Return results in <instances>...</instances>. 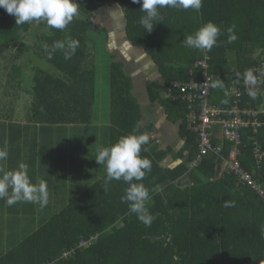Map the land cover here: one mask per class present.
Wrapping results in <instances>:
<instances>
[{
    "label": "trees",
    "instance_id": "1",
    "mask_svg": "<svg viewBox=\"0 0 264 264\" xmlns=\"http://www.w3.org/2000/svg\"><path fill=\"white\" fill-rule=\"evenodd\" d=\"M76 3L79 15L63 31L49 29L44 22L17 25L15 16L0 7V50L10 49L13 57L22 59L21 66H12L9 84L17 80L18 85L22 84L25 72L32 69V55L40 54L60 72L56 76L33 68V87L26 91L31 105L24 114L25 124L0 119V128L4 129L0 141L17 146L24 139L34 153L53 142H65L68 127L86 128L93 124L97 69L94 59L89 57V42L96 12L116 7L127 19L125 31L129 42L145 49L165 80L164 84L148 82L151 102L161 103L168 119L180 125L185 143L178 152L158 151L151 142L144 145L147 151L141 155L148 157L152 165L142 181L151 190L149 211L156 215L151 227H146L136 214L130 213L127 204L121 203L128 186L123 181H112L110 189L103 190L104 173L60 212L0 256V264H264V203L259 194L241 184L236 174L222 168L232 143L213 136L214 145H222V150L217 155L209 153L197 168L190 169V162L199 152L198 134L189 127L188 103L178 99L177 92L167 96L173 82L189 81L191 69L199 79L202 69L194 65L206 57L213 81L220 79L224 83L223 89H212V105L230 110L236 99L228 90L241 85L248 70L256 77L261 73L264 90V0H203L199 12L163 8L159 10L161 19L153 22L156 24L151 32L140 25L139 19L145 13L132 0ZM208 21L221 28L218 46L210 52L185 47V36ZM233 24L238 38L229 44L227 28ZM104 31L109 40V31ZM34 37L38 42L29 43ZM67 38L78 40L80 45L72 59L66 61L62 50L48 59L45 47L51 51L55 41ZM133 87L123 64L113 63L110 145L132 132L137 124L140 133L151 129L141 122L142 112L133 100ZM263 103V96L244 97L240 105L258 108ZM261 122L263 126L256 132L250 127L240 130L239 161L264 184V158L260 164L255 158L257 146L264 151V118ZM60 135L63 140L58 138ZM170 153L175 160L171 165H163ZM34 160L31 157L29 170L33 182L37 174ZM187 174L192 184L179 186L178 181ZM226 201H234L235 206L224 207ZM82 241L87 245H82Z\"/></svg>",
    "mask_w": 264,
    "mask_h": 264
},
{
    "label": "rangeland",
    "instance_id": "2",
    "mask_svg": "<svg viewBox=\"0 0 264 264\" xmlns=\"http://www.w3.org/2000/svg\"><path fill=\"white\" fill-rule=\"evenodd\" d=\"M118 14L121 17L123 16L120 9L106 7L96 12L94 17L95 28L91 33V40L89 42V57L90 59H94L97 69V92L93 112L95 113V121L90 127L86 128L84 126H82L83 128H78V126L68 127L66 132H64L68 135V139L65 142L61 141L58 145L51 144L47 150L43 148L42 153L47 154L45 158L52 159V161L47 164L45 161L40 160L44 159L40 154L38 169L42 175H38L37 177L39 179L36 177L35 182L46 178L45 181L47 183L49 179L52 183L62 187L59 190L48 189L49 195L51 193L53 198H49L46 207L41 209L38 205L31 203H17L8 207L4 204L5 202L3 200H0V256L8 251L15 243L24 239V237L32 233L35 229H38L50 216L60 212L75 195L81 194L97 181L99 177L106 173L105 167L103 165L100 166L96 162L95 156L97 147L110 146L108 132L111 116L112 65L113 63L116 64L121 61V59L117 60L118 56L114 57V52L108 50V39L104 28L110 32L109 44H112L116 52L120 47L123 48V46L126 49L128 38H126L124 32L127 19L126 17H122L123 19L118 17ZM33 24L37 25L40 22H33ZM118 30L121 32L119 35L117 34ZM28 42L35 43L38 42V39L36 40V37H34L32 41L28 40ZM13 55L10 49L3 48L0 50V113L7 114L9 108H11L14 114L6 115L9 119H24V114L31 105V97L26 91L31 90L33 87L35 70H44L56 76H59L60 72L40 54L32 55L33 66H29L32 69L30 68V71L25 72L22 84L20 83L21 85H18V80L13 84H9L11 82L10 74L12 72V66L14 64L22 65V59L15 58ZM122 64L124 66V63ZM33 68H35L34 71ZM260 93L264 97V92L260 91ZM157 131L158 129L154 132H149V130L145 131L149 136L148 142L159 145L160 134L157 135ZM218 136L221 137L220 134ZM14 149L15 152L23 153L22 162L27 163L29 149H24L21 145H17ZM41 151L42 149H37L36 153L39 154ZM215 151H210V153L217 155ZM204 158L205 155L200 153L199 148L198 154H196L189 164L190 169L197 168ZM8 165L6 163V166ZM222 168L225 169L224 165H222ZM185 177L187 180L180 181ZM183 178L178 181L177 184L179 186L186 187L192 184V179L189 174ZM68 188L69 193L64 194ZM33 212H36V214L33 215ZM16 237L17 239L14 240Z\"/></svg>",
    "mask_w": 264,
    "mask_h": 264
},
{
    "label": "clouds",
    "instance_id": "3",
    "mask_svg": "<svg viewBox=\"0 0 264 264\" xmlns=\"http://www.w3.org/2000/svg\"><path fill=\"white\" fill-rule=\"evenodd\" d=\"M140 4V10L145 13L139 19L140 25L151 32L155 26L154 21L161 19L160 9L171 8L176 10H193L199 12L203 7V0H132ZM0 7L10 15H14L17 25L32 22H44L49 29L65 30L67 26L78 17L79 10L76 0H0ZM235 24L227 28V43L231 44L237 40ZM221 35V28L212 21L201 25L194 33L185 36L183 45L190 49L210 52L217 45ZM79 41L67 38L66 41H55L51 51L47 46L45 51L48 59L57 50H62L64 59L71 60L79 48ZM246 82L255 85L256 76L251 70L244 73ZM211 87L223 89L224 83L216 79ZM252 99L256 98V91L249 90ZM140 125L127 135L121 136L110 146L97 147L95 160L106 169L102 186L108 191L112 181H123L128 185L121 196V203L127 204L130 213L136 214L138 220L146 227H151L156 215L149 211L148 204L151 200V190L142 182L151 172V160L142 156V151L149 141L146 133L139 132ZM9 157L7 144L0 147V200L8 207L17 203H31L38 205L41 209L47 206L49 191L47 182L43 179L33 182L29 176V166L20 162L16 168L8 169L6 162ZM224 207H234L235 202H225ZM170 239V235H169Z\"/></svg>",
    "mask_w": 264,
    "mask_h": 264
},
{
    "label": "built area",
    "instance_id": "4",
    "mask_svg": "<svg viewBox=\"0 0 264 264\" xmlns=\"http://www.w3.org/2000/svg\"><path fill=\"white\" fill-rule=\"evenodd\" d=\"M206 58L194 65V68L202 69L199 79L196 77L194 69H191L189 81L173 82L172 86L168 88L167 96H172L177 92V98L188 103L187 106L190 109L189 127L198 134V144L202 155L207 156L210 151L216 150L215 153H219L222 150V145H214L213 136L220 134L221 137L232 143L229 157L225 158L223 162L225 170L236 174L240 182L259 194L264 203V184L258 182L250 172L246 171L239 161V156L242 154L240 130L250 127L256 132L263 126L261 118H264V103L258 108L241 107L240 105L244 97H251L250 89L256 91L257 98L262 97L260 91L264 92V90L261 73L256 77L255 85L244 81L241 85L231 86L228 93L235 97V105L230 110H222L210 103L213 78L210 75V64ZM255 158L258 164L264 158V151L259 146L255 148ZM81 244L87 245V242L82 241Z\"/></svg>",
    "mask_w": 264,
    "mask_h": 264
},
{
    "label": "crops",
    "instance_id": "5",
    "mask_svg": "<svg viewBox=\"0 0 264 264\" xmlns=\"http://www.w3.org/2000/svg\"><path fill=\"white\" fill-rule=\"evenodd\" d=\"M121 13L123 15L122 17L125 18L122 11ZM118 17L122 18L120 14H118ZM120 33L121 32L118 30L117 34L119 35ZM124 33L126 35V31ZM126 38H127V35H126ZM107 48L108 50L113 51L114 55L117 54L118 56L117 60L121 59L120 62L124 63L125 71L127 72V74L131 76L133 80L134 87H133L132 96H133V100H135L140 105L141 112H142V121H141L142 124L147 127L151 126V129H149V132L151 131L154 132L156 131V129H158L156 134L157 135L160 134V137H159L160 141H159V145L155 144L157 145V148L159 149L158 151L163 150L167 152V150L172 149L173 151L178 152L184 146V143H185V141L180 136V125H178V123H174L171 120H169L165 107L162 106V104L159 102L152 103L150 100L149 94H148L147 84L150 80L160 81L162 84H164L165 82L162 74L160 73L158 65L154 61H152L151 57L148 55V53L145 51L143 47L132 45L128 39H127L126 49H125V46H123V48L120 47L118 51L116 52L114 47H112V44L111 43L109 44V40H108ZM11 114H14V112L12 109H9L7 114L1 113L0 119L3 121L12 122L11 119H9V117L6 116V115H11ZM13 122H19L23 125L25 124L24 119H13ZM3 133H4V129L0 128V136ZM61 139L63 140L62 136H61ZM5 144H7L8 152H9V157L6 162L9 165L6 167L8 169L16 168L18 164L22 162L23 153L15 152L14 148H16L17 146H14L12 142L0 141V147H2ZM51 144L58 145L59 142L56 141ZM17 145H21L22 148L24 149H29L28 154H27V160H28L27 164L29 166V170H30V165L32 164L31 157L33 159L36 158V160L33 161V166L35 168V171L37 172L36 177L38 175H42V173H40L38 169V165L40 164L38 161L40 154H41V157L44 158L40 160L45 161L47 164H49V162L52 161V159H49V158L46 159L45 157L47 156V154L42 153L43 149L40 147L38 148V150L42 149V151L39 154L34 152L36 153L34 154L33 151L30 150L31 148H29V146L24 142V139L21 140ZM47 149L48 148H46L45 150ZM174 160H175L174 155L170 153L167 155V158L164 159L163 163L166 166H168V165H171V163ZM33 166L31 168H33ZM31 175L32 174L29 173L30 177ZM184 179L187 180V178L185 177L180 181H183ZM43 180H46V178H43ZM48 181H49L47 183L48 189L59 190L62 188L58 184L52 183L49 179ZM69 188L65 190L64 194L69 193ZM49 198H53L51 193L49 195Z\"/></svg>",
    "mask_w": 264,
    "mask_h": 264
}]
</instances>
